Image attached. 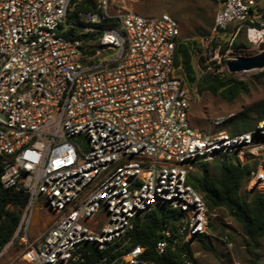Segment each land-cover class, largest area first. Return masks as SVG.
<instances>
[{
	"label": "built area",
	"instance_id": "built-area-1",
	"mask_svg": "<svg viewBox=\"0 0 264 264\" xmlns=\"http://www.w3.org/2000/svg\"><path fill=\"white\" fill-rule=\"evenodd\" d=\"M82 1L0 0L2 182L28 196L11 241L26 264H157L132 242L136 216L161 205L180 212L162 230L159 255L169 239L184 244L207 234L209 208L187 182L190 168L249 147L260 155L264 119L240 133L196 128L195 92L176 63L178 20L94 0L96 9L78 12L85 25L77 26L72 15ZM213 1L214 23L194 52L207 66L195 65L198 77L229 73L234 58L226 53L243 29L264 32L255 0ZM254 181L264 173L254 170ZM40 197L54 219L31 238ZM182 256L192 263L187 251Z\"/></svg>",
	"mask_w": 264,
	"mask_h": 264
},
{
	"label": "rangeland",
	"instance_id": "rangeland-1",
	"mask_svg": "<svg viewBox=\"0 0 264 264\" xmlns=\"http://www.w3.org/2000/svg\"><path fill=\"white\" fill-rule=\"evenodd\" d=\"M256 8L264 11V0H255ZM116 4L124 5L129 10L144 15L170 13L180 24V42H198L199 39L209 34L214 23L218 5L213 0H116ZM262 27L263 25L260 24ZM235 42H241V46H234ZM234 43L226 56L235 58L239 56H256L264 51V32L253 39L248 36L246 29L235 38ZM194 65L199 67V57H194ZM230 73V72H229ZM233 76L246 81L248 90L241 92L232 102L225 101L220 95L209 90L200 89L195 84L189 86L195 92V100L191 105V119L196 128L204 132L225 130L231 132L232 125L237 122L241 111L252 106L261 99H264V66L248 71L233 73ZM201 77V76H200ZM234 117L222 125L215 126L212 122L217 117ZM253 147L245 149L242 153L234 151L229 158L238 160L239 155L243 156L244 163H250L254 169L264 173L261 161L264 152L257 155L252 152ZM223 156L213 159L198 160L192 164L189 173L201 174V162L207 161L210 166L215 161L223 160ZM251 180V179H250ZM245 182L241 193L257 191L264 193V181ZM35 214L32 220L30 237L39 236L51 224L54 219V212L40 197L36 201ZM210 212V211H209ZM210 221L215 229L209 226L207 237L204 241L195 237L191 241L194 256L200 264H264V236L255 245H247V238L244 235L241 225L229 214L226 208L218 207L210 212ZM228 235L230 240H226ZM233 242V246L228 243ZM209 245L208 249L205 245ZM0 264H26L22 259V247L18 242L10 241L0 252Z\"/></svg>",
	"mask_w": 264,
	"mask_h": 264
},
{
	"label": "trees",
	"instance_id": "trees-1",
	"mask_svg": "<svg viewBox=\"0 0 264 264\" xmlns=\"http://www.w3.org/2000/svg\"><path fill=\"white\" fill-rule=\"evenodd\" d=\"M96 9L94 0H84L77 5L72 17L76 25H85L78 17L79 11H90ZM258 26L260 24L258 23ZM73 35V33H72ZM95 33L80 34L76 37H93ZM241 42H235L234 46H241ZM201 50L196 42H179L176 63L182 64L186 80L195 84L200 89H206L214 94L220 95L225 101H234L241 92L248 90V83L227 73L224 76L208 70L197 76L194 65V52ZM204 58L199 60L200 67L206 69L203 64ZM238 120L231 127V133H240L256 128L257 122L264 119V99L259 100L252 106L237 114ZM235 119L231 117L229 120ZM228 120V121H229ZM229 153H224L222 161H215L213 167L207 161L201 162V174L189 173L188 184L203 194L209 211L224 207L229 214L241 225V229L247 238V245H255L264 236V193L248 191L241 193L242 186L252 178L255 170L250 163H241L229 158ZM5 165L0 157V252L12 240L21 220L23 208L28 196L22 189L7 188L2 182ZM180 212L161 205L144 214L137 215L134 227L130 231L134 244L145 247V255L157 264H187L182 256L187 251V258L191 264H200L194 256L190 243H177L169 239L165 253L159 255L155 245L163 237L162 230L165 227H173ZM210 227L215 225L210 221ZM228 236V235H227ZM201 241L207 237L203 234ZM228 240L230 237L228 236ZM210 249L209 245H205Z\"/></svg>",
	"mask_w": 264,
	"mask_h": 264
},
{
	"label": "water",
	"instance_id": "water-1",
	"mask_svg": "<svg viewBox=\"0 0 264 264\" xmlns=\"http://www.w3.org/2000/svg\"><path fill=\"white\" fill-rule=\"evenodd\" d=\"M264 20V12L262 15ZM229 72L236 73L261 68L264 66V51L256 56H239L227 62Z\"/></svg>",
	"mask_w": 264,
	"mask_h": 264
},
{
	"label": "bare ground",
	"instance_id": "bare-ground-1",
	"mask_svg": "<svg viewBox=\"0 0 264 264\" xmlns=\"http://www.w3.org/2000/svg\"><path fill=\"white\" fill-rule=\"evenodd\" d=\"M263 31H259V30H251L249 32V36L250 38H253V39H257L259 38L261 35H262Z\"/></svg>",
	"mask_w": 264,
	"mask_h": 264
}]
</instances>
